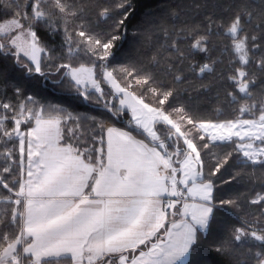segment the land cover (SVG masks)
Masks as SVG:
<instances>
[{"label": "snow or ice", "instance_id": "6c2138e0", "mask_svg": "<svg viewBox=\"0 0 264 264\" xmlns=\"http://www.w3.org/2000/svg\"><path fill=\"white\" fill-rule=\"evenodd\" d=\"M133 15L0 0V264H264V0L174 4L137 29L151 55L118 58Z\"/></svg>", "mask_w": 264, "mask_h": 264}, {"label": "trees", "instance_id": "16d2710c", "mask_svg": "<svg viewBox=\"0 0 264 264\" xmlns=\"http://www.w3.org/2000/svg\"><path fill=\"white\" fill-rule=\"evenodd\" d=\"M177 3L191 4L192 0H133L134 15L132 16V23L130 26H127L126 34H123V39L117 45V57L143 59L151 55L152 50L145 42L144 37L142 35H137V29L141 22L148 19L162 21L167 24L168 27H171L174 23L179 24L180 20L184 19L183 16H181L180 20H173L168 16L170 7ZM101 27H104V25L102 24ZM151 39L153 43H163L164 41V37L158 32L154 33ZM7 79L9 81H15L19 80L20 77L17 71L10 70L7 73ZM29 91H35L42 102L71 104L78 112L90 111L93 114L95 113L93 105H85L79 101L72 100L65 89L55 88L50 82L40 81L39 84L34 83L29 85ZM230 171L235 173L236 169H231ZM225 178H228L227 174H225ZM224 188L228 195L246 192L249 188L247 176L239 177L230 185H225ZM234 217L235 215L228 213L221 212L219 214L216 225V236L218 238H223L227 234L232 223L235 222ZM215 259L218 264H220V262H222V264H227L228 257L218 256Z\"/></svg>", "mask_w": 264, "mask_h": 264}, {"label": "rangeland", "instance_id": "374dc122", "mask_svg": "<svg viewBox=\"0 0 264 264\" xmlns=\"http://www.w3.org/2000/svg\"><path fill=\"white\" fill-rule=\"evenodd\" d=\"M220 214V213H219ZM219 214L217 215V217L219 216ZM235 218V217H234Z\"/></svg>", "mask_w": 264, "mask_h": 264}]
</instances>
